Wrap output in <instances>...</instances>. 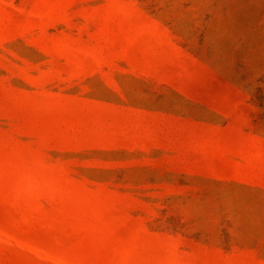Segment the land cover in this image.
Segmentation results:
<instances>
[{
    "label": "rangeland",
    "instance_id": "obj_1",
    "mask_svg": "<svg viewBox=\"0 0 264 264\" xmlns=\"http://www.w3.org/2000/svg\"><path fill=\"white\" fill-rule=\"evenodd\" d=\"M0 264H264V0H0Z\"/></svg>",
    "mask_w": 264,
    "mask_h": 264
}]
</instances>
